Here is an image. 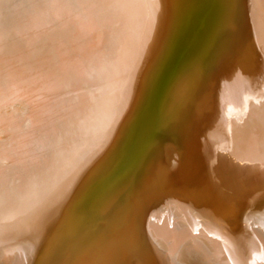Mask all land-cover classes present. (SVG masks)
<instances>
[{
	"label": "bare ground",
	"instance_id": "6f19581e",
	"mask_svg": "<svg viewBox=\"0 0 264 264\" xmlns=\"http://www.w3.org/2000/svg\"><path fill=\"white\" fill-rule=\"evenodd\" d=\"M224 1L0 0V264H264V173H249L245 213L222 220L214 211L234 177L223 160L241 153L243 119L214 114L205 137L215 153L196 184L182 169L184 147L157 141L172 101L192 90L184 75L224 18ZM164 2L169 27L147 78L150 16L164 24ZM250 6L264 45V0L241 1V14ZM217 41L220 59L231 47ZM257 102L264 150V98ZM127 104L130 118L109 122ZM150 149L151 172L136 185Z\"/></svg>",
	"mask_w": 264,
	"mask_h": 264
},
{
	"label": "rangeland",
	"instance_id": "374dc122",
	"mask_svg": "<svg viewBox=\"0 0 264 264\" xmlns=\"http://www.w3.org/2000/svg\"><path fill=\"white\" fill-rule=\"evenodd\" d=\"M241 1L246 2V0H234V1L233 0H225L224 1L225 2L224 11H223L224 18L221 16L222 18H220V20L217 24L218 28L216 27V29H215L216 32L214 31V33L212 34L210 39L207 41V44L205 45L206 48L205 47L203 48V50H202L203 52H200L198 54L199 56L197 55L198 57L195 56L193 58L190 66H189V69L186 72V75H184V77H186L187 86H189L190 88L192 87V90H190L189 92L187 91L182 99H174V101H172L171 106H170L169 111H168L167 116H166V122L162 126V128L159 130L158 135H157V139H158L157 141H159L160 143H170L171 145H173L175 147H180V146L184 147L183 150H185L186 155L184 158L182 169H184L183 171L187 172V175H186L187 181L190 184H196V183L200 182L201 177L204 174L203 172H205V170L210 165L208 155L210 153H215L214 146H212L210 140H208L205 137L206 136L205 130L207 131L209 129V127L213 124L212 121L215 119L214 116L216 114H221V113L223 115H220L219 117L228 116L229 114L230 115L232 114L231 116L238 118V120L241 118L243 119L242 120L243 122H241L239 124L240 127L243 129V134L245 137L241 153H238L237 155L233 156L232 158L229 157L228 155H225L226 158H225V160H223V162L227 161L228 159H230L232 161L233 166H234V173H233L234 177L232 176L231 177L232 179L231 178L229 179L230 181L226 185L225 190L214 198L215 199L214 200L215 201V208H214L215 214H216V216H218L222 220L228 219L227 217H230L232 211L236 210V211H239V213H245L247 211V207L250 205L249 204L250 201H247L248 200L247 198H248V196L253 195V193L250 189L251 184L253 185V182H252V180L251 181L249 180V179H252L253 176L250 175L249 173H252V171L253 172L254 171L260 172L261 171L260 174L264 173V167H263L264 165H262V164H264V150L256 148V144L257 145L260 144V141L258 139H259V135L261 134L262 126L257 124L254 120L255 114L258 111V106L260 105L257 102V100H258V98H264V97H262V96H264V73H263V71H264V52L262 50V49H264V45L262 44V41L260 38L261 37V33H259L260 30L257 27V15L256 14H258V12L256 13V10L254 9V7L252 8V6H250V9L248 8L247 10L242 12V14H241V12L239 10ZM163 4H164V6L166 5L165 2ZM165 8L166 9H164V10L166 13V17L164 20V24L163 23L159 24L156 22L155 19H157V21H159L157 14L153 15L152 18L150 16V20L152 21V19H153V23L151 21H150V23H152L151 26H152V28H154V37H153V41H152L153 47H152V51H151V56L148 59L147 66H146L145 72H144V76L145 77L147 76V78L152 74V71L154 70V68L156 66L157 59L159 58V55H160V48L158 47L159 41L166 37L167 30L169 27V21H168L169 17H170L169 11H168L167 6H165ZM251 8L253 10H251ZM254 10H255V12H254ZM228 12L231 14H229ZM239 17H240V19H239ZM220 21H223V22H220ZM232 23L233 24L236 23V24L233 26ZM240 23H242L244 26L240 25ZM245 27H247V28H245ZM129 30L132 32L133 27H130ZM99 31L100 30H97V32H96L97 35H94L96 42H98V40L100 38V34L98 33ZM218 33H219V35H218ZM232 34H234V35H232ZM240 34H242L243 36L242 35L240 36ZM247 34H250V35H247ZM226 35H228L229 37H227ZM218 37L219 38L221 37L222 39L229 41L230 43L229 42L228 43L230 44L232 51H234L233 53L230 54L231 49L228 48L227 51L224 52L226 55H223L224 54L223 53L222 54L223 56L222 55L219 56V57H221L220 59L223 58V60H220L219 58L215 59L217 57H215L213 55V52H212L214 47L216 46V44L218 42L217 40H219V41L222 40L221 38L218 39ZM230 37H232V38H230ZM252 37H254V38H252ZM227 38H228V40H227ZM242 44H243V46H242ZM255 52H256V54H255ZM209 55H210V57H209ZM242 56L244 59L242 58ZM230 57H231V59H230ZM232 57H233V59H232ZM250 57H252V58H250ZM261 57H262V59H261ZM195 58H196V60H195ZM210 59H212V60H210ZM224 59H226L227 63L225 62ZM228 60H229V62H228ZM214 61H217V62H214ZM246 62H247V65L245 66ZM211 63H213V64L211 65ZM214 63L215 64L220 63V64L215 66ZM200 64H202V65H200ZM209 64L212 66V68ZM207 66H209V67H207ZM217 66H218V68H215ZM208 68H209V70L210 69L211 70L209 71ZM242 68H244V69H242ZM247 68L248 69L250 68V69L248 70ZM204 70H206V71H204ZM212 71H214V74ZM203 74H205V75H203ZM234 76L236 78H234ZM259 76H261L262 78ZM206 78H207V80H206ZM241 79L242 80L244 79V80L242 81ZM120 81H121V77H117L114 79V82H112L111 84L108 85V93L104 92L105 98L107 96L110 97V93L112 90L111 87L116 85ZM235 81L237 83H235ZM198 82H199L200 86L202 85L201 87L199 86ZM241 82H242V84H241ZM228 83H229V85H228ZM106 88H107V85H106ZM106 88H105V90L107 91ZM241 93H242V95H241ZM237 100H239V101H237ZM235 101H237L236 103L239 102L241 104H239V103L235 104L234 103ZM237 105L240 106V108L237 107ZM255 105H257V106H255ZM130 108H131V105L129 106L127 104L126 107H122V108L118 109L119 111L115 115H110L108 117L109 122L114 121V120H116V121L125 120L127 117H129V115L131 113ZM246 112H247V114H246ZM226 113H228V114H226ZM244 113H245V115H244ZM248 113L249 114L251 113V115L249 118L245 119V117H247ZM107 124H109V123H107ZM236 125H237V123H236ZM249 128H251V129H249ZM166 132H168V133H166ZM169 134H170V136H169ZM174 134H177V135H174ZM203 134H204V136H203ZM179 137H181V138L179 139ZM102 141H103L102 138H98L94 147L98 148L99 146H102L104 143V141L103 142ZM177 141H179V142H177ZM251 144L253 146H251ZM153 157H154L153 151L150 149V151L145 154V156L142 160V166L140 167L139 170L136 171V177H137L136 182H135L136 185H140L142 180H146L147 177L149 176V174L151 172ZM187 158H189V159H187ZM247 161H250V162L245 163ZM252 164H254V165H252ZM240 166H241V168H239ZM251 166H256L257 169H253L254 167L252 168ZM260 168H261V170H260ZM237 175H238V177H236ZM251 176H252V178H251ZM239 181L241 182L240 186H238L239 183L237 184V182H239ZM249 182H251V183H249ZM236 184L238 187L236 186ZM242 184H243V186H242ZM241 188H243V190ZM234 189H235V192H234ZM238 190H240V192H242V198H240V196L238 194ZM41 193H42V190H41L40 194ZM221 194H222V196H221ZM225 197H226V201H225ZM253 198H254V196L252 197V200H253ZM237 200H239V201H237ZM255 200H257V202H258V198ZM259 200H260V198H259ZM235 205H236V207H235ZM224 207H226V208L224 209ZM245 207H246V209H245ZM235 208H237V209H235ZM228 211H229V213H227ZM3 235H4L3 240H5V241H9L10 239H12V237L9 236V234L6 232L3 233ZM33 235H35V233H32V236Z\"/></svg>",
	"mask_w": 264,
	"mask_h": 264
}]
</instances>
